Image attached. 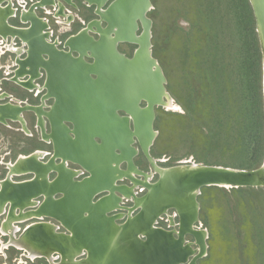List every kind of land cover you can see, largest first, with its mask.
Wrapping results in <instances>:
<instances>
[{
	"label": "water",
	"instance_id": "95a60500",
	"mask_svg": "<svg viewBox=\"0 0 264 264\" xmlns=\"http://www.w3.org/2000/svg\"><path fill=\"white\" fill-rule=\"evenodd\" d=\"M89 1V7L96 4V12L100 19L91 21L87 28L82 29L76 36L68 38L67 44L71 49H74V46L84 49L80 50V58L74 63L65 60L64 69L61 70L63 74L61 73L59 76L64 79V88L68 99L57 97L55 106L59 108L63 104L61 109H64V112L59 113L56 108L54 115L46 113L51 129L50 135H52V140L50 138L48 140L53 143L54 153L47 163V169L44 170L42 162L38 161L39 163L34 166L38 165L40 169L32 170L36 171L33 180L14 184L13 191H10L9 196L6 195L5 198L14 200V206L17 202L20 207H23L25 199L43 196L44 200L41 203L49 205L48 209H53V211L50 210L52 216L61 220V214H57L61 213V208H63L59 204L60 199L66 198L68 192H73L71 190H81L84 195L82 201L86 202L87 208L94 209L98 204L97 209H99L101 206L102 214L110 218L114 227L118 225V229L127 230L137 224L148 228L149 231L142 234L144 238L139 235L138 231H135L127 237L123 244L124 250L128 248L126 253L133 259L138 260L136 253L139 254L143 251L142 255L148 256V262L145 264H187L188 262V264H198V259L206 254L208 247L206 243L207 230L197 228L195 225L200 220L198 195L201 193L202 187L210 185L224 187L264 186V162L259 167L251 169L212 164L191 167L188 162L166 168L159 166L158 159L150 153V146L154 141L152 136L156 118L155 106L161 105V101H164L167 79L158 59L153 55V20L148 15L153 7L152 0H113L107 8H103L107 0ZM250 2L256 17V31L263 55L264 71V0H250ZM103 22L106 23V26L102 25ZM91 32L99 34V38H94V42L88 38L92 35ZM82 39L86 45L82 44ZM122 42L137 45L132 57L120 51L118 46ZM106 45H112V47L107 48ZM85 49L88 50L87 53L84 51ZM54 50H49L47 54L49 58L56 60L58 53H55ZM88 53L94 57V61L89 62L84 59V55ZM36 54L35 51L32 53L29 51L30 56ZM22 60L20 63L24 64L29 61V57ZM154 66H156L155 70ZM128 69L129 71H140L139 74H141L140 77L144 83L158 84L157 82H160L164 92L160 91L158 97L155 98L146 89H143L142 96L132 97L130 95L131 99L125 102L122 96L125 93L122 90L125 89L120 83H115L116 86L112 87L111 82H118L114 76L115 72L127 79L124 74ZM109 70H111L114 80L104 76L108 74ZM17 76L16 81L25 82ZM54 79H57V75H54ZM166 95V99L171 97L168 91ZM144 100L147 102L146 106H140ZM41 107L29 104L17 106L21 114L20 119L24 124L26 122L22 117L23 112L34 111L37 113V124L41 126L44 134L46 120L39 113ZM54 111L51 110V112ZM121 111L124 113L122 114ZM140 117H143L146 129L144 132H149L148 139H144V135L139 131ZM148 120L149 123H147ZM155 133L157 134L158 131L155 130ZM74 137L75 139H73ZM76 139L79 140L80 145L75 147L73 144ZM66 140L71 145L67 146V150H61L62 146L59 144H64L66 148ZM135 142L140 144L141 149L152 163L155 173L159 174L157 180L152 181L154 172H146L137 166L134 157L139 149L134 145ZM93 151L100 153L98 155L100 161L96 162V167L95 164L90 165L92 159L87 160L85 157H80L82 153L90 154ZM30 158L35 159L34 156L21 157L12 168H17V171L20 169L21 172L25 171L23 166H28ZM58 159L61 160L58 161ZM111 159H115L116 164L113 165V168L120 172L121 178L120 176L112 178ZM69 162H78L77 164L85 167L89 174L82 179L69 180L70 172L65 171ZM122 163H126V168L121 167ZM130 169L142 174L144 180L131 174ZM51 173H55V176L49 179ZM63 178L66 182H63ZM125 178L131 183L135 181L140 183L142 185L140 189L146 190V192L138 195L134 186L119 182ZM119 192L130 194L129 201L133 205H127L122 196H119ZM57 194L60 195L57 196ZM78 194L81 195V193ZM98 195L97 200H94ZM190 200H192L191 204ZM112 202L115 205L110 207ZM42 204L32 210L30 214L38 217L40 214L47 215L48 209L41 208ZM171 208L176 211L175 214H169L172 220L171 224L179 225L178 228L169 231L164 227L156 226L155 223L159 218L167 214ZM54 210L58 212H54ZM132 211H136L135 215L132 214ZM18 216L12 214L13 218ZM176 217L179 218V223H176ZM73 218L74 220H72ZM73 218L69 220L68 224L61 220L64 225L66 223L65 226L69 232L70 230H79L85 222L83 214L78 213V216ZM124 218V222L116 224V221ZM47 227L45 222L32 224L22 233L21 237L32 239L30 233L38 229L34 240L39 236L48 238ZM69 232L59 235L58 238L62 240L64 236L69 235ZM188 234L195 238L199 245L198 249H195L192 243L187 241ZM115 248L111 245L106 249L112 258ZM129 261L128 264H131L132 261ZM98 264H101V261H98Z\"/></svg>",
	"mask_w": 264,
	"mask_h": 264
},
{
	"label": "rangeland",
	"instance_id": "374dc122",
	"mask_svg": "<svg viewBox=\"0 0 264 264\" xmlns=\"http://www.w3.org/2000/svg\"><path fill=\"white\" fill-rule=\"evenodd\" d=\"M152 4L148 15L153 20V55L158 59L166 76V90L181 109H168L164 104L155 106L154 128L158 133L150 146L151 155L158 159V165L164 168L182 164L189 158L198 164L236 168L251 169L262 165L263 55L250 0H152ZM87 8L88 6L81 7L80 13L89 17ZM88 38L93 40L92 36ZM82 44L86 45L84 41ZM136 47L134 43H120V49L129 56L134 53ZM33 78L32 75L31 79ZM27 94L30 93L25 91L24 95ZM19 95L24 96L21 92ZM63 96L65 100V95ZM141 105L145 106L144 101ZM27 119L31 123L28 125L34 129V136L23 130L21 121L11 120L9 126L12 128L8 124L0 126L4 137L1 141L4 151L0 152L5 159L9 158L6 152L10 148L12 150L14 145L17 151L12 153V158L18 152L28 153L40 147L43 142L36 119L28 114ZM65 142L64 149L67 150L68 144L71 143L67 140ZM73 145L78 146L75 142ZM134 145L137 148L140 146L138 142ZM90 154L98 158L94 151ZM95 158H91V162H94ZM134 160L141 170L154 172L152 181L159 178L142 149ZM73 163H70L72 167L78 166ZM0 166L2 174L8 171L2 164ZM23 167L25 170L32 169ZM69 167L67 164V169L76 170ZM121 167L126 168V163H122ZM36 168L39 169L38 165ZM78 176L73 175L72 180H76ZM135 176L143 179L142 174ZM119 182L134 186L138 195L146 192L140 189V184L135 186L132 182V185L126 178ZM97 197L94 200H97ZM122 198L127 205L131 202L130 198ZM37 200L41 203L44 197L39 196ZM71 201L77 204L76 199ZM198 201L200 220L195 225L207 230L208 245L206 254L198 259V264H264V186H204L198 195ZM37 207L36 204L35 208ZM26 208H22L21 212ZM175 213L174 208L169 209L167 214L159 218V224L167 229L178 228L179 225L170 224L172 220L169 221L168 217L169 214ZM5 216L6 213L0 218L5 219ZM29 217L23 220L11 219L12 226L16 224L18 228V236L29 223L40 220L36 218L38 216ZM101 217L110 222L107 216L102 214ZM44 219L55 224L61 222L52 215L44 216ZM123 220L119 219L116 224L124 222ZM175 220L179 223L178 217ZM2 227L0 223V239L5 243L10 242L9 234L1 232ZM10 229L9 226L8 231ZM4 231L6 232V229ZM121 232H124L122 236L125 239L128 231ZM112 233L105 230L103 236L109 235L117 244L121 235L113 233V236ZM186 239L195 249L199 248L191 234H188ZM122 243L119 241L118 244ZM25 252L8 245L4 249V257L0 258V264L45 262L42 257L28 258L23 255Z\"/></svg>",
	"mask_w": 264,
	"mask_h": 264
},
{
	"label": "flooded vegetation",
	"instance_id": "af4514ba",
	"mask_svg": "<svg viewBox=\"0 0 264 264\" xmlns=\"http://www.w3.org/2000/svg\"><path fill=\"white\" fill-rule=\"evenodd\" d=\"M112 1L113 0H107L103 8H107ZM89 3V0H0V126H4V124H8L9 126V122L11 120L22 122V120L20 119L21 114L17 106L26 104L42 106V109L39 113L46 120V131L43 134L41 126L37 124V113L34 111L23 112L22 117L26 122L25 124L22 122V125L24 126L23 130L26 131L30 136L35 135L34 129L28 125L31 124L29 119H27L28 114L32 118L36 119V126L39 129V134L41 135L43 142H41L40 147L34 148L28 153L18 152L16 156L12 158V153L14 151H17V148H15L14 145L12 150L10 148L8 149L9 151L6 152V154L9 155L8 157L10 159H5V157L0 152V165L2 164L3 167L8 170L6 171V173L2 174V171L0 169V217L5 213L7 215L5 216V219L0 218V223H2L3 226L1 232L8 233L10 236V242L7 243L0 239L1 259L2 257H4V249L9 245L14 246L17 249L26 251L27 253L25 252L23 255H26L28 258L31 257L30 252L34 251L33 253L36 254L34 258L42 257L45 261L43 264H94L93 262L99 260V257H97L94 252L95 246L93 247L91 253L89 250L90 248L87 247V252H85L86 250H82L81 248H79L81 254H68L70 253L68 241L66 243L58 238L59 235L69 232L65 225L69 222L70 216H68V218L64 217V215L67 214L64 209L62 210L61 215L62 217H64L63 221L66 222L65 225L61 222L55 224L53 222L47 221L46 219H44V216L52 215L47 214L42 217H36L40 220H34L22 229L23 233L32 224L45 222V224L49 227L48 238L39 236L35 240L23 239L21 237L22 233L21 235L19 234V236L18 234H16L17 230L15 232H13L12 230L8 231L9 226L13 224L12 222H10L11 219L16 220V218L12 217V214L15 213L19 215L17 218L23 220L24 218L29 217L28 215H30L31 211L35 209L36 204L37 206H40L42 203H37L38 197L33 196L32 199L34 198L33 200L36 202L27 204L30 203L31 200L28 202L25 201L26 203L24 202V204L26 205L22 208H30H26L21 213L22 208L19 206V204H17V202H15L16 206H14V200L5 198L6 195L9 196V193H11L10 191H13L14 184L32 180L36 176V173L33 172L30 168L39 163L38 161H41L42 166H44V164L48 165L47 163L51 160V157L54 153V147L53 143L51 142V129L50 125L48 124L46 113L54 114V110L57 108L55 107L57 97L63 98V94H66L64 86H60V83L63 81H60L59 79L60 74H63L62 71L64 69L65 60H69L71 63H74L78 58H80V50L83 49L79 46H74V49H71L67 44L68 38L71 36H76L82 29L87 28L88 24L91 21L100 19V16L96 12V4L89 7ZM83 6H88L87 9L90 12L89 17L83 16V14L80 13V8ZM74 10L76 12H74ZM102 25L106 26V23L103 22ZM94 28L96 29L95 25ZM91 34L92 37L96 39L99 38L98 33L91 32ZM81 41L83 42V39ZM118 48L120 49V44ZM52 49H55L54 52L58 53V59L56 60H54L53 58H49L47 54V52ZM29 51L31 53L32 51H35V53L37 54L35 56H30ZM120 51L126 54V52L122 51L121 49ZM7 55H10L11 57H7ZM126 55L129 56L128 54ZM132 55H130L129 57H132ZM28 57L29 61L25 62L24 64L20 63V60ZM84 59L89 62L94 61V57H91L90 53L85 54ZM22 61L24 62L25 60ZM32 75L34 77L33 79H31ZM54 75H57V79H54ZM16 76L21 77V80H24L25 82L16 81ZM25 91L30 94L24 95ZM20 92L24 96L21 97L19 95ZM146 104L147 102L144 100V105L146 106ZM60 108L61 107L57 108V110H59ZM51 110L54 112H51ZM121 113L123 114L124 111H121ZM1 129H3V127H1ZM46 135L50 136L46 137ZM48 138H50L51 140H48ZM3 139V132L0 131L1 151H4L1 142ZM138 149L139 151L137 155L141 152L140 146L138 147ZM38 151L43 152L44 156L41 155V157H37L36 153ZM28 156H34L35 159H38L36 161L35 159L30 158V160L28 161V166L26 165V169L29 168L30 170L24 169L25 171L21 172L20 169L19 171H17V168H12L13 166H15L16 162L20 160L21 157ZM59 160L61 159H58V161ZM70 163L73 162L68 163L71 168L80 171L77 179H82L89 174V171L81 164L72 167ZM54 176L55 173H51L49 175V179H52ZM128 205L132 206L133 203L130 202ZM42 207L43 209H48L49 205L43 203L41 208ZM51 211H49L48 209V212ZM31 216L32 217L29 218H35V216H33L32 214ZM170 220L171 219H169V221ZM5 221L6 224L3 225V222ZM159 223L160 222L158 221L157 223H155V225L164 227ZM165 228L166 230L175 229H167V227H164V229ZM5 229L7 230L6 232L4 231ZM133 232H135L134 229H132L130 233L128 231L125 239L124 236H122L123 234H121L119 240L117 241V245L114 244L116 247V251L114 252V257L109 260L111 264H125L121 263L118 255L116 254L118 253L117 250H120V246L118 243L119 241L124 242L127 237H129ZM72 233L73 232L70 231L69 235H71ZM141 237L144 238L142 235ZM17 239L24 245V247L21 248L17 245V243L15 242L17 241ZM81 242V239L78 240L77 245H86L84 241L82 243ZM79 250L77 249L76 252ZM125 251L127 252V249ZM142 252H140L139 254L136 253V257L138 258V260H135L130 256V260L132 261L131 264H145L148 262V256H145L144 254L142 255ZM138 256L140 257V260L142 262L139 261ZM90 257L92 259L91 262H89V260H86ZM16 260L18 261L19 259L17 258ZM21 262L24 263L23 260ZM129 262H127V264Z\"/></svg>",
	"mask_w": 264,
	"mask_h": 264
},
{
	"label": "bare ground",
	"instance_id": "6f19581e",
	"mask_svg": "<svg viewBox=\"0 0 264 264\" xmlns=\"http://www.w3.org/2000/svg\"><path fill=\"white\" fill-rule=\"evenodd\" d=\"M101 32H105V31H101ZM96 39V38H95ZM92 42H94V37H93V40H92ZM107 47H109V48H111L112 47V45H106ZM12 48V47H11ZM86 53L88 52V50H84ZM142 66V65H141ZM156 69V66H154V70ZM111 70H109L108 71V74L107 75H104L105 77H107V78H110V80L111 79H113L112 78V76H113V74H111V72H110ZM125 73L126 74H124V76L127 78V79H124L123 77H122V75H120V74H118L117 72H115L114 73V76L117 78V80H118V82H111V85H112V87H114V86H116V84H121V86L125 89V90H122L123 92H125L124 94H122V96H123V98L125 99L124 101L125 102H127L128 100H130L131 99V96L130 95H132V97H140V96H142L141 94L143 93V89H146L149 93H151V95L152 96H154L155 98H157L158 97V94H159V92L161 91L162 92V88H161V84H160V82H157L158 84H154V82H146V83H144L143 81H142V79H141V74H139L140 73V71H135V70H132V71H129V69H128V71H125ZM137 73V74H136ZM60 79V81H63V82H61L60 83V86L61 87H63L64 85H62V84H64V79L63 78H59ZM131 79V80H130ZM114 80V79H113ZM116 80V81H117ZM130 80V81H129ZM121 81V82H120ZM116 83V84H115ZM65 87V86H64ZM156 90V92H154ZM66 91V90H65ZM163 92H164V90H163ZM63 93V92H62ZM164 94V93H163ZM167 90H165V96H164V101H161V103L162 104H164V106H166V108H168V109H181V106L179 105V104H177L175 101H174V99L172 98V97H169L168 99H166L167 97ZM64 95H65V99H68L67 98V95L64 93ZM103 95H105V94H103ZM161 104V105H162ZM140 106H141V104H140ZM159 106V105H158ZM61 108H63V104L60 106ZM59 109V113H63L64 112V109L62 110V109ZM71 113H74V112H71ZM65 115H67V114H65ZM150 120V119H149ZM149 120L147 121V123H149ZM138 128H139V131L140 132H142V134L144 135V139H148L149 138V132L147 133H145L144 131L146 130L145 129V127H144V124H143V117L141 118L140 117V120H139V122H138ZM155 129V128H154ZM153 129V136H152V138H154L155 139V137L157 136V134L155 133V130ZM155 134H156V136H155ZM52 136V135H51ZM146 136H147V138H146ZM74 141V140H73ZM78 146L80 145V143H79V140L78 139H76L75 141H74ZM65 144H66V142H65ZM59 145H61L62 146V148H61V150H65L64 149V146H63V144L61 143V144H59ZM69 145V144H68ZM37 157H41V155H43L44 156V153L43 152H41V151H38L37 153ZM94 154L96 155V156H98L100 153L99 152H97V151H94ZM88 155L89 154H80V157H88ZM91 158H95V156H93L92 154H90L89 155V157L88 158H86L87 160H91ZM84 160V159H83ZM112 160V159H111ZM100 160L98 159V158H95V160H94V162H91L90 163V165L92 166V165H94L95 164V167H96V164L99 162ZM97 162V163H96ZM184 162H188V163H190L191 164V167H198L199 165H201V164H198L197 162H195L194 163V161H193V159H188V160H185ZM184 162L182 163V164H184ZM76 163H78V162H76ZM115 159H113L112 160V163L110 164V168H112L113 169V177L112 178H114V177H117L118 178V176H120V178H121V174H120V172H118L117 170H115L114 168H113V165L115 166ZM46 166L47 165H44V166H42L43 167V169L45 170V169H47L46 168ZM15 167V166H14ZM32 169L31 170H34L35 169V166L34 167H31ZM65 168V167H64ZM187 168V167H186ZM40 169V168H39ZM39 169H37V171L39 170ZM65 171H68V172H70V174H69V177H70V179L69 180H71L72 181V176L73 175H79V173H80V171H78V170H73V171H71V170H69V169H67V168H65ZM36 172V171H35ZM129 172L131 173V174H140V173H138V172H136L134 169H130L129 170ZM76 177V176H75ZM33 180V179H32ZM28 181H31V180H27V181H24V182H28ZM63 182H66V180H65V178H63ZM80 183V182H79ZM65 184H67V183H65ZM81 184V183H80ZM83 184V183H82ZM134 184H135V186H139V184L140 183H138V182H134ZM141 185V184H140ZM142 186V185H141ZM6 187H7V185H6ZM65 187V186H64ZM7 189V188H6ZM5 189V190H6ZM71 191H73V192H70V193H67L66 194V198H62V199H60V202H59V204L60 205H62L63 206V208H61L62 210L64 209L66 212H67V214H65L64 215V217L65 218H68V216H70V219L71 218H73L72 217V215L73 216H78V213L80 214V215H84V217H85V222H84V224L82 225V227L79 229V230H76V231H74V230H70V231H72L73 233L71 234V235H68V236H64L63 237V241L64 242H66L67 243V241H68V247H69V251H70V253H68L69 255H74V254H81V252H80V250H79V248H81L82 250H87L86 248L87 247H89L90 249V253H91V251H92V249H93V247L95 246V249H94V252H95V255L97 256V257H99V260L101 261V264H111V262H109V260L110 259H112V257H110V255L108 254V252H106V249L109 247V246H111V245H113V246H115V245H117L116 244V242L113 240V238H111V237H109V235H107V236H103L104 235V232H105V230H107V231H110V232H113V233H115V234H117V235H121V234H123L124 232H121V231H129V233L131 232V230L132 229H135V231H138V233H139V235H141V234H144V233H147L149 230H148V228L146 227V226H139V225H133L132 227H131V229H127V230H125V229H118L117 227H114V224L111 222V220H110V222L108 221V220H106V218H102L101 217V213H102V211H101V206H99V209H97V207H98V204H97V206H96V208H94V209H88L87 208V205H86V202H84V200L82 201V199L84 198V195H83V191H81V190H77V189H74V190H71ZM75 192H78V193H81V195L80 194H78V193H75ZM70 194V196L68 197V195ZM119 196L121 197V196H125V198H131V195L130 194H128L127 192H119ZM34 199V198H33ZM32 198L31 199H26L25 201L26 202H28V201H30V203H27V204H31V202L33 203V202H36V201H34ZM74 200V199H76L77 200V204H75L74 202H72L71 200ZM33 200V201H32ZM62 201H64V202H62ZM25 202V203H26ZM192 203V200H190V204ZM113 204L115 205V203L114 202H112V206H113ZM26 204H24L23 203V206H25ZM43 205V204H42ZM112 206H110V207H112ZM22 208V207H21ZM43 208V207H42ZM156 208H158V207H156ZM51 210H53L52 208H51ZM62 210H61V213H62ZM49 211H50V209H49ZM54 212H58V211H56V210H54ZM31 213H32V211H31ZM61 213H57V214H61ZM15 214V213H14ZM13 214V215H14ZM48 214H52L51 212H48ZM86 214L88 215V216H86ZM89 214H91V215H89ZM132 214H133V211H132ZM31 215V214H30ZM32 215H34V214H32ZM44 215V214H43ZM42 216V214H40L39 215V217H41ZM11 217V216H10ZM36 217V216H35ZM61 217H62V215H61ZM64 217H62V221H63V219H64ZM86 217H88V219L86 218ZM72 220H74V218L72 219ZM71 223V222H70ZM155 223V222H154ZM68 224V223H67ZM116 226H118V225H116ZM10 230H12L13 232H15L16 230H18L16 227H15V225L14 226H12V224L10 225ZM70 228V227H69ZM7 231V230H6ZM169 231H173V230H169ZM178 232V231H177ZM38 233V229H36V230H34V231H32L31 233H30V238H32V239H34V235H36ZM112 233V235L114 236V234ZM121 233V234H120ZM69 237V238H68ZM91 238V239H90ZM23 239H28V238H26V237H23ZM82 240V242L84 241L85 243H86V245H77V241L78 240ZM116 241H117V239H116ZM16 243H17V245L19 246V247H24V245L21 243V242H19L18 241V239H17V241H15ZM76 242V243H75ZM80 242V241H79ZM81 242V243H82ZM126 242V241H125ZM89 243V244H88ZM133 243V242H132ZM132 243H130V244H132ZM76 244V245H75ZM94 244V245H93ZM96 244V245H95ZM115 244V245H114ZM123 244H124V242L122 243V245H120L119 244V246H120V250H117V252L118 253H116L117 255H118V258L120 259V261H121V263H125V264H127V262L130 260V256L128 255V253H126V251L124 250V248H123ZM88 245V246H87ZM186 245V244H185ZM82 246V247H81ZM25 248H27V247H25ZM79 250V251H77L76 252V250ZM128 249V248H127ZM30 251V250H29ZM116 250H113V253L112 254H114V252H115ZM34 252V251H33ZM32 251L30 252V256L31 257H35V253H33ZM89 252V251H88ZM111 253V252H110ZM38 254V253H37ZM51 255V254H50ZM92 256V255H91ZM110 257V258H109ZM131 258H133L132 256H131ZM191 259V258H190ZM86 260H89V262H91L92 261V259H91V257L90 258H88V259H86ZM99 260H97V261H95V262H93L94 264H98V261ZM139 261L140 262H142L141 260H140V257H139ZM189 263V262H188ZM187 263V264H188Z\"/></svg>",
	"mask_w": 264,
	"mask_h": 264
},
{
	"label": "crops",
	"instance_id": "0c3cea01",
	"mask_svg": "<svg viewBox=\"0 0 264 264\" xmlns=\"http://www.w3.org/2000/svg\"><path fill=\"white\" fill-rule=\"evenodd\" d=\"M116 222H118V221H116ZM119 223V222H118Z\"/></svg>",
	"mask_w": 264,
	"mask_h": 264
}]
</instances>
